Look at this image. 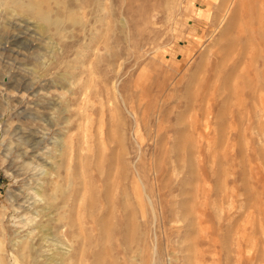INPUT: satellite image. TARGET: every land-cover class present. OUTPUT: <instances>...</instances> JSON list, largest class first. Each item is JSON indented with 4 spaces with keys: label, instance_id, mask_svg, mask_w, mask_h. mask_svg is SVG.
I'll use <instances>...</instances> for the list:
<instances>
[{
    "label": "rangeland",
    "instance_id": "1",
    "mask_svg": "<svg viewBox=\"0 0 264 264\" xmlns=\"http://www.w3.org/2000/svg\"><path fill=\"white\" fill-rule=\"evenodd\" d=\"M0 258L264 264V0H0Z\"/></svg>",
    "mask_w": 264,
    "mask_h": 264
},
{
    "label": "bare ground",
    "instance_id": "2",
    "mask_svg": "<svg viewBox=\"0 0 264 264\" xmlns=\"http://www.w3.org/2000/svg\"><path fill=\"white\" fill-rule=\"evenodd\" d=\"M71 19H72V18H71ZM73 19H74V18H73ZM51 24H52V23H51ZM24 89H26V87H24ZM17 134H18V133H17ZM21 137H22V136H21ZM20 156H21V155H20ZM21 157L23 158L24 164L28 165V164L25 162V160H24V159H25L24 156L22 155ZM57 192H58V191H56V193H57ZM47 199H48L49 204H50V205H49V206H50L49 209H50V208H52V209L55 208V205H54L55 202H54V201L57 200L56 197H53V198H52V197H51V198L49 197V198H47ZM79 209H80L79 212H81V208H79ZM78 216H79V215H78ZM54 220H55V223H59V224H60V223L67 224V223H70V222H71L70 219H69V217H68V218H67V217H64V218H58V219L55 218ZM71 220H72V219H71ZM62 221H63V222H62ZM59 224H55L53 227L56 228V227L59 226ZM70 224H71V223H70ZM70 224H69V225H70ZM42 232H43V231H42ZM45 236H46V235H45ZM75 236H76V235H75ZM47 237H48V236H47ZM76 238H77V237H76ZM78 239H79V236H78L77 240H78ZM28 250H29V249H28ZM29 254H31V248H30V252H29ZM34 256H35V255H34ZM16 257H17V256H16ZM61 259H62L63 261H67V260H68V261H71L70 255H68V253H67V254H62ZM69 259H70V260H69ZM33 261H34V260H33ZM51 261L54 262V261H55V258H54V257L51 258ZM63 261H62V262H63ZM56 262H57V261H56ZM32 263H33V262H32ZM0 264H3V260H2L1 258H0ZM35 264H36V263H35Z\"/></svg>",
    "mask_w": 264,
    "mask_h": 264
}]
</instances>
